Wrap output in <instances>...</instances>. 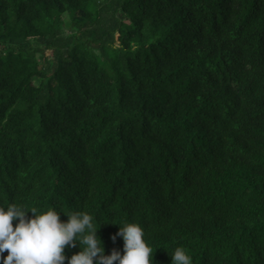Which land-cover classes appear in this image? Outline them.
I'll use <instances>...</instances> for the list:
<instances>
[{"label": "trees", "instance_id": "1", "mask_svg": "<svg viewBox=\"0 0 264 264\" xmlns=\"http://www.w3.org/2000/svg\"><path fill=\"white\" fill-rule=\"evenodd\" d=\"M9 203L89 212L106 254L128 221L154 264H264V0H0Z\"/></svg>", "mask_w": 264, "mask_h": 264}, {"label": "clouds", "instance_id": "2", "mask_svg": "<svg viewBox=\"0 0 264 264\" xmlns=\"http://www.w3.org/2000/svg\"><path fill=\"white\" fill-rule=\"evenodd\" d=\"M29 211L33 214L28 215ZM65 213V212H63ZM53 207L41 211L36 207L9 203L0 206V262L2 264H154L153 248L145 240L144 229L136 222L116 223L119 228L111 237L123 240V252L113 248L106 254L97 234L102 223L86 211L65 213ZM13 221H16L13 225ZM79 247L68 256L66 248ZM7 251V255H4ZM171 264H192L183 247H176Z\"/></svg>", "mask_w": 264, "mask_h": 264}, {"label": "rangeland", "instance_id": "3", "mask_svg": "<svg viewBox=\"0 0 264 264\" xmlns=\"http://www.w3.org/2000/svg\"><path fill=\"white\" fill-rule=\"evenodd\" d=\"M38 81V78L36 79V82Z\"/></svg>", "mask_w": 264, "mask_h": 264}]
</instances>
